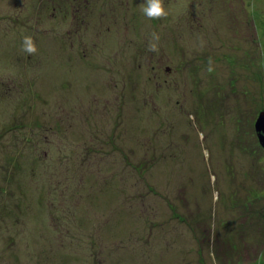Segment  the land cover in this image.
Segmentation results:
<instances>
[{"label": "rangeland", "instance_id": "374dc122", "mask_svg": "<svg viewBox=\"0 0 264 264\" xmlns=\"http://www.w3.org/2000/svg\"><path fill=\"white\" fill-rule=\"evenodd\" d=\"M144 3L0 0V264H264V0Z\"/></svg>", "mask_w": 264, "mask_h": 264}, {"label": "clouds", "instance_id": "9594fccd", "mask_svg": "<svg viewBox=\"0 0 264 264\" xmlns=\"http://www.w3.org/2000/svg\"><path fill=\"white\" fill-rule=\"evenodd\" d=\"M141 10L148 17H160L168 15V11L164 7L163 0H145L144 6ZM22 47L28 53L35 51V44L31 36H25L23 38ZM152 47H155V45H152Z\"/></svg>", "mask_w": 264, "mask_h": 264}, {"label": "water", "instance_id": "95a60500", "mask_svg": "<svg viewBox=\"0 0 264 264\" xmlns=\"http://www.w3.org/2000/svg\"><path fill=\"white\" fill-rule=\"evenodd\" d=\"M254 130L258 143L264 148V111L260 112L254 123Z\"/></svg>", "mask_w": 264, "mask_h": 264}]
</instances>
